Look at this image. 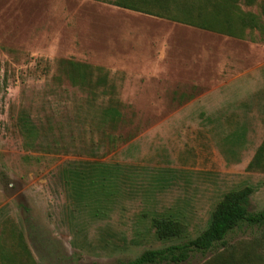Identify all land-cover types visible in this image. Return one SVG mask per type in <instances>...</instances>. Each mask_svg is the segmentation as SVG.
<instances>
[{
	"label": "rangeland",
	"instance_id": "obj_1",
	"mask_svg": "<svg viewBox=\"0 0 264 264\" xmlns=\"http://www.w3.org/2000/svg\"><path fill=\"white\" fill-rule=\"evenodd\" d=\"M115 1L0 0V264L125 263L197 236L223 194L247 185L249 210L264 209V157L248 167L264 143L259 30L230 36ZM263 4L237 2L262 23ZM203 48L219 58L209 73ZM63 60L91 66L87 85L106 76V93L72 87ZM109 104L122 113L113 126ZM77 160L134 172L110 200L91 196L94 214L60 178ZM170 213L184 232L160 240L151 219ZM263 230L241 224L224 244L155 264H264Z\"/></svg>",
	"mask_w": 264,
	"mask_h": 264
},
{
	"label": "trees",
	"instance_id": "obj_2",
	"mask_svg": "<svg viewBox=\"0 0 264 264\" xmlns=\"http://www.w3.org/2000/svg\"><path fill=\"white\" fill-rule=\"evenodd\" d=\"M239 0H116L113 4L130 10L167 18L179 23L226 35H237V29L257 28L264 37V23L255 14L248 15L239 11ZM255 0H243L251 4ZM264 15V4L262 5ZM263 35V36H262ZM68 71L72 87H76L91 96L105 94L108 85H102L105 77L97 85H87V75L91 66L87 63L63 60L60 62ZM101 71V68H97ZM122 113L116 105H108L102 111L104 123L119 122ZM264 157V143L261 144L248 167L259 165ZM133 169L119 163L77 160L62 167L60 178L70 190L71 198L78 204L90 205L94 214L102 212L101 201L92 200L91 196L103 195L106 200L115 192L117 185L132 179ZM116 187V188H114ZM253 187L244 186L223 194L217 202L207 226L195 237L183 239L164 248L147 249L140 255L119 264H155L159 262L179 263L185 261L194 250L206 251L214 245L224 244L225 236L241 224L264 226V209L250 211L249 196ZM151 225L155 236L160 240L180 237L184 232L182 221L174 214H158L152 217ZM264 233V230H263Z\"/></svg>",
	"mask_w": 264,
	"mask_h": 264
},
{
	"label": "crops",
	"instance_id": "obj_3",
	"mask_svg": "<svg viewBox=\"0 0 264 264\" xmlns=\"http://www.w3.org/2000/svg\"><path fill=\"white\" fill-rule=\"evenodd\" d=\"M152 16V15H151ZM168 41L165 42V44H168L167 43ZM163 45V44H162ZM167 45L163 46V47H166ZM172 48H175L177 49V47H172ZM181 49H179L180 51ZM207 50V49H206ZM204 48H203V52L200 53L199 56L200 59H199V64H201L203 67V70H201L200 72L202 73H209L210 71H207V69L210 67H214V69L216 70L217 67H218V63H219V58L218 57H214V59H211V55L212 54H215V52L213 51V53L211 51H206ZM211 52V53H210ZM213 70V69H211ZM213 70V71H215Z\"/></svg>",
	"mask_w": 264,
	"mask_h": 264
}]
</instances>
